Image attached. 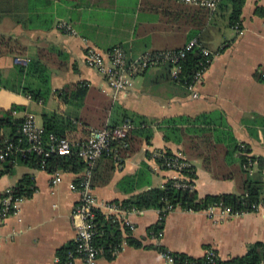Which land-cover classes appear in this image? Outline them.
<instances>
[{
	"label": "crops",
	"instance_id": "crops-1",
	"mask_svg": "<svg viewBox=\"0 0 264 264\" xmlns=\"http://www.w3.org/2000/svg\"><path fill=\"white\" fill-rule=\"evenodd\" d=\"M198 7L180 0H0V37L11 38L25 48L21 58L29 60L27 65L40 50L58 55L53 65L47 64L50 95L45 105L16 88L23 83L15 67L27 65L16 64L19 57H0L3 110L17 106L20 111L13 112L15 118L31 114L41 128L43 112L54 113L58 123L67 128L66 136L76 138L72 143L84 141L86 130L116 127L125 121L132 125L130 131L150 133L147 143L141 131L142 138L135 141L137 149L114 169L105 184L93 189L98 206L104 205L99 212L105 217L114 214L104 209L107 205L121 206L122 201L142 191L126 194L118 186L123 178L137 174L142 163L150 170L149 187L161 188L168 180L177 179L176 173L162 169L154 160L165 150L184 157V144L175 143L172 137L165 140L163 132L156 129L165 121L211 115L219 122L221 119L235 140L248 146L251 155L264 158V78H255L256 74L264 75V0H244L240 24L234 27L229 23L228 7L209 14ZM61 22L68 23L76 35L59 30ZM193 39L217 53L196 88V99L173 81L172 68L167 78L163 66L147 68L133 79L132 89L111 96L104 77L85 64V45L100 54L120 46L136 58L179 50ZM59 61L67 65L65 70H59ZM72 84H80L85 95L60 105L54 93ZM147 153L152 155L150 160ZM189 162L195 169L194 190L200 198L237 193L232 180L215 179L200 160ZM82 173L60 172L61 182L54 183L47 172L13 162L10 174L0 175V194L17 186L25 175L32 176L35 188L31 197L22 198L16 216L0 220V264H53L61 249L74 245L72 211L79 195L69 185ZM113 216L115 221L111 222L119 225L123 238L112 258L99 257L98 264H165L163 255L150 246L194 259L212 251L220 261H228L245 255L250 245L264 243L263 206L241 216L221 210L212 216L205 211L174 210L165 218L158 245L147 237L148 228L158 223L157 211L132 210ZM128 237L142 246H128ZM75 264L84 263L76 260Z\"/></svg>",
	"mask_w": 264,
	"mask_h": 264
},
{
	"label": "trees",
	"instance_id": "trees-1",
	"mask_svg": "<svg viewBox=\"0 0 264 264\" xmlns=\"http://www.w3.org/2000/svg\"><path fill=\"white\" fill-rule=\"evenodd\" d=\"M243 5L244 0H220L217 8L218 10L225 7L230 9L229 23L230 26L234 27L236 24H240ZM203 9H205L203 11L207 14L211 12L207 8ZM259 13L260 10H258L257 14ZM25 53V48L17 41L0 37V57L13 56L21 58L25 56ZM53 55L40 50L36 59L30 60L27 67H15L18 79L23 83L22 86L18 85L16 88L31 100L44 105L50 95V73L47 64L53 65L54 59L58 58V55ZM43 60L46 61V64L43 63ZM201 60L199 49L189 52L178 64V81H173L185 87V84L191 81L194 73L199 68L198 65ZM57 66L59 70L67 68V65L60 61ZM160 66L164 67L168 78V75H170L168 71L173 66L171 64ZM255 78L262 81L264 75L256 74ZM84 95L85 89L80 84H72L60 91H56L53 97L63 106L71 103L72 100L83 98ZM18 111H20V108L17 106H13L8 111L0 107V149L6 143L25 148V140L19 133L22 119H17L13 116V112ZM57 118L58 115L54 113L43 112V139L47 141L51 135L67 139L70 142L76 139L66 136L67 128L58 123ZM219 120L220 122L211 115H201L194 119L177 118L165 121L161 126L157 125L156 129L163 132L165 140H169L172 137L171 140L175 141V143L184 144L183 155L185 158H182L184 161L189 162L191 159L200 160L203 169L211 173L215 179L232 180L236 185L237 193L200 198L195 190L190 191L174 187L176 182L173 180H168L161 188H152L149 187V167L146 163H142L137 174L133 177L123 178L118 184L119 189L126 194H133L138 190L142 191L122 201L120 203L121 206H119L124 211L134 210L141 212L155 210L159 213L161 221L148 228L147 237H151L162 230L166 216L177 209L184 212H202L209 207L219 206L222 209L229 210L232 214L244 215L257 212V208L253 209V206L264 207V158L251 155L248 146L239 144L235 140L233 133L221 122V119ZM141 131L138 129L132 130L127 133L126 139L122 143L115 144L116 156L104 154L94 163L90 175V183L93 189L105 184L110 179L114 169L122 165L124 159L137 149L135 141L142 138ZM142 132H144L145 141L148 143L150 133L144 130ZM84 133L83 140L86 141L89 131L86 130ZM21 140L22 142L20 143ZM122 146H126V149L122 150ZM12 156H14L12 160L10 158L2 165L3 171H1L0 175L10 174L13 162L33 170H42L41 165L43 163V171L48 174L61 172L78 175L85 169L84 162L75 153L67 157L52 155L45 159L32 152L23 155L18 153ZM151 156L149 153L146 154L148 160H150ZM175 158L169 150H165L154 160L164 169L165 163ZM183 174L187 175L194 185L196 177L194 167L191 166ZM80 178L75 180V183H79ZM145 186L149 187V189H143ZM34 190L31 175L23 176L17 186L10 189L13 198H29ZM4 198L5 195L0 194V209L1 201ZM94 225L96 230L93 240L94 246L99 251L100 257L110 260L123 238L119 225L112 223L110 218L105 217L100 212L96 213ZM126 242L128 246L136 248L142 246V243L133 237L126 238ZM150 247L155 248L161 254L168 253L161 246ZM73 248L74 245L64 247L59 251L58 256L65 258L66 254L72 251ZM214 254L216 255V253ZM171 255L175 264H211L206 256L194 259L184 254L171 253ZM214 264H264V243L257 242L252 244L247 248L245 255L228 261H220L216 255Z\"/></svg>",
	"mask_w": 264,
	"mask_h": 264
},
{
	"label": "built area",
	"instance_id": "built-area-1",
	"mask_svg": "<svg viewBox=\"0 0 264 264\" xmlns=\"http://www.w3.org/2000/svg\"><path fill=\"white\" fill-rule=\"evenodd\" d=\"M180 1L188 5L207 8L211 12L217 9L220 2V0ZM57 28L73 36L76 35L75 31L66 22L59 23ZM194 49H199L202 60L199 62V68L194 73L191 81L185 84V88L191 93V98L196 99L198 97L196 88L200 84L214 56L217 54L204 49L196 39L189 41L179 50L146 53L136 58L129 57L120 46L114 47L105 54H100L96 52L94 48L85 45L84 57L87 67L103 76L110 89L111 96H116L118 92L132 89L133 79L150 67L171 64L173 66L171 72L172 79L178 81V64ZM28 62V59L22 58H17L15 60V63L21 66L27 65ZM131 129L132 125L128 121H125L120 126L116 127L91 129L86 141L72 143L67 139L58 138L53 135L49 136L47 141H45L43 139V129L37 126L35 117L31 114H26L22 119V124L19 129V133L26 143L25 148L6 143L0 149V173L3 171L2 165L10 158L12 160L14 157L12 155L18 153L23 155L32 152L41 156L43 159L49 158L52 155L67 157L75 153L85 164L80 182H74L69 185L70 189L79 195L78 202L72 211L73 224L76 229L74 248L66 254L65 258L56 257L53 260V264H75L76 260H81L84 264H98L100 257L99 251L95 248L93 243L96 234L94 221L96 219V213L99 212V209L101 207L103 208L104 205L98 206L94 197L93 188L90 183L91 169L95 161L102 155L113 154L116 156L117 150H115L116 147H114V145L122 143ZM21 142L22 140L20 143ZM157 157H159V154H157ZM175 157V159L167 161L164 165V169L172 171L178 176L176 180H173L176 182L174 187L190 191L194 190L192 180H190L187 175L183 174L184 171L190 169L191 165L181 157ZM41 169L44 170L43 163ZM59 173L60 172L50 174L54 183L61 182ZM2 194L5 195V198L1 201L0 220L5 221L7 218L18 214V208L23 199L13 198L10 189H6ZM259 208L260 206H253V209H256V211H258ZM104 209L116 215L125 213L123 209L114 204L107 205ZM216 210H221L222 213L226 215L241 216L232 214L229 210L222 209L219 206L209 207L205 212L209 216H212ZM113 215H109L112 216L109 217L112 222L115 221V216ZM158 217L159 223L161 221L159 213ZM161 238L162 230L149 237V240L158 245ZM162 255L165 264H175L171 253L168 252ZM205 256L209 263L214 264L216 259L214 252L209 251Z\"/></svg>",
	"mask_w": 264,
	"mask_h": 264
},
{
	"label": "rangeland",
	"instance_id": "rangeland-1",
	"mask_svg": "<svg viewBox=\"0 0 264 264\" xmlns=\"http://www.w3.org/2000/svg\"><path fill=\"white\" fill-rule=\"evenodd\" d=\"M37 123H39V120H37ZM263 195H264V191H263Z\"/></svg>",
	"mask_w": 264,
	"mask_h": 264
}]
</instances>
